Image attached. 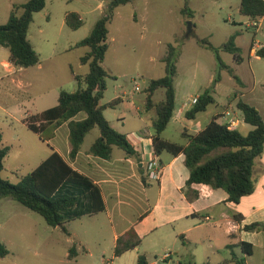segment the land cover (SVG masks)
I'll return each instance as SVG.
<instances>
[{
	"label": "rangeland",
	"instance_id": "1",
	"mask_svg": "<svg viewBox=\"0 0 264 264\" xmlns=\"http://www.w3.org/2000/svg\"><path fill=\"white\" fill-rule=\"evenodd\" d=\"M27 1L0 0V24L8 22L14 5ZM186 1L132 0L117 9L109 25L110 49L104 67L110 76L101 102L108 108L110 120H114L115 112L108 104L123 92L127 94L125 98L134 99L138 106L145 103L149 82L165 75L163 58L170 45L184 52L177 80L183 89L187 90L193 80L196 87L208 83V72L195 70L197 60L193 57L197 53L198 59L202 54L211 55L212 60L205 58L209 65L211 62L216 65L215 77L220 76L224 93L236 89L237 81L229 70L220 69L215 53L202 46L199 40L208 38L214 46H222L232 35L237 36L248 65L247 47L253 30L238 23L246 21L240 13L241 0H188L195 12L191 21L181 13ZM107 5L108 0H47L46 7L34 15L29 36L41 56V64L23 72V80L32 86L21 92L0 87V106L6 110L0 109V132L4 145L9 147L2 172L5 180L17 184L46 158L51 149L48 143L50 134L46 131L41 137L30 130L21 122L23 111L36 114L42 108L39 101L34 102L36 96L49 95L58 88L70 89L69 64L77 69L79 56L89 51L87 47L70 51V46L91 33ZM72 12H78L84 20L78 30H72L65 22L67 14ZM189 22L192 24L191 33ZM220 57L226 65L233 64L232 54L221 52ZM85 69L89 72L87 64ZM164 98V90L160 89L154 99L160 101ZM238 112L243 117L242 112ZM240 130L244 134L248 132L243 128ZM173 134L174 131L168 132L170 136ZM173 140L181 142L182 138L175 135ZM148 181L144 173L142 185L147 186ZM152 183L156 187L155 182ZM143 186L137 184L127 197L108 198V212L68 222L64 225L66 231L62 227L49 226L42 216L12 198H0V240L9 250L8 256L0 258V264H111V259L115 258L114 230L126 228L148 208ZM73 246L77 248V256L69 259ZM146 248V245L140 246L138 251L124 255L114 264H137L138 256L145 255ZM162 258L160 253L149 255L151 261H161Z\"/></svg>",
	"mask_w": 264,
	"mask_h": 264
},
{
	"label": "crops",
	"instance_id": "2",
	"mask_svg": "<svg viewBox=\"0 0 264 264\" xmlns=\"http://www.w3.org/2000/svg\"><path fill=\"white\" fill-rule=\"evenodd\" d=\"M243 18L246 21L238 23L246 26L247 30H253L251 43L247 47L249 63L246 65L243 54L244 61L242 63H237L234 60L232 65H228L233 69L235 75H239H236L240 80L239 83L237 82L238 87L236 86L232 93H224L219 81L213 93L215 103L210 105L206 111L197 114L194 119H189L186 114L195 105L192 104V100L200 97L213 84L216 65L212 62L209 65L205 57L211 60L212 57L208 53L202 54L200 59L197 58L198 53L196 54L197 57L194 54L193 59L197 60L196 72H208L209 80L207 84L197 87L193 80L185 90L177 81L181 72V60L184 56V52L181 51L177 64L178 73L174 83L176 110L170 124L162 134L164 139L187 146L189 143L187 136L198 134L215 117H218L219 123L228 124L227 121L230 116H227V113H231V117L237 119L236 125L231 127L239 131L242 128L246 129L248 131L246 134H248L253 127L247 124L244 121V116H240L238 112L240 110L237 103L240 100L257 108L264 119V54L259 55V51L264 49V17L258 21H253L246 16ZM235 37L238 46V38ZM28 38L34 45L29 35ZM80 41L74 42L70 46V51L74 50L72 47ZM34 47L37 49L35 45ZM238 47L244 49L240 45ZM3 50L8 49L0 46V87L4 86L9 91L18 90L20 92L31 87L32 83H25L23 80V72L28 68L13 66L9 62V50L7 54ZM83 56H79L77 69L69 64L71 72L69 90L58 88V91H53L49 95L41 94L33 99L36 103L39 101V105L42 107L36 114L58 105L62 91L73 93L78 90L76 76L84 77L88 74L85 69L86 64L81 62ZM126 95L123 92L122 95H117L111 101L117 100V105L114 108L109 107L111 111L115 112L114 120L108 118V108L105 109L104 114L111 126L126 136L135 155H128L118 148H114L112 157L108 160L92 155L90 149L101 137L100 130L95 128L86 136L78 155L72 159L70 156L72 151L69 138L70 130L68 123H64L54 131L49 139L48 143H50L51 149L43 160L45 161L53 152H57L74 170L90 177L102 190L106 209L101 213L110 210L108 198L121 199L120 197H127L133 193L134 190L131 189L135 188L137 184L143 186L141 176L145 173V166L149 161L157 159L161 163L162 174L160 179L155 182L156 187L150 181H148L147 186H143L145 190L144 201L148 204V208L132 224L113 232L115 248L120 239L127 245L138 237L141 240L140 245L119 257L114 255L115 258L111 259V264L132 251H138L140 246L145 245L147 246L145 256L149 264H234L232 253L237 258H243L244 264H264V231L249 232L245 230L247 225L264 223V153L258 158L254 167V193L243 197L237 204L228 200L229 195L224 189L194 184L187 191L190 170L186 165L185 155L174 156L167 152L157 155L155 153L153 123L156 119V110L155 108L149 110L146 107V101L143 105L138 106L134 99L125 98ZM154 101L158 103L161 100ZM101 105L103 104L101 103ZM3 112L6 110L4 109ZM36 114L33 111L24 110L21 122L24 123L28 116ZM85 117V114H80L76 120H82ZM170 130L182 138L181 142L173 140L174 134L168 135ZM242 133L244 134V132ZM236 215H242V220H236ZM243 242L253 246L251 255L246 254L243 248L239 246ZM87 252L89 253V251ZM157 253L162 254L163 257L170 253V257L162 258L161 261H151L149 255L157 256Z\"/></svg>",
	"mask_w": 264,
	"mask_h": 264
},
{
	"label": "trees",
	"instance_id": "3",
	"mask_svg": "<svg viewBox=\"0 0 264 264\" xmlns=\"http://www.w3.org/2000/svg\"><path fill=\"white\" fill-rule=\"evenodd\" d=\"M109 5L103 16L95 23L91 33L78 42L72 49L88 47L89 51L81 58L82 64L89 66V72L84 77L76 76L78 90L76 92L62 91L58 105L40 114L29 116L24 120L26 126L33 132L42 135L48 131L50 138L54 131L68 123L71 158H75L84 144L86 136L98 128L101 137L92 145L90 153L96 157L108 160L112 157L114 148L123 150L128 155L135 152L126 136L114 129L107 120L104 111L107 108L101 102L107 91V78L110 76L104 67L109 51V25L115 11L132 0H108ZM47 0H28L22 5H14L6 24H0V46L9 50V62L17 68H31L40 63V54L30 42L28 35L34 15L46 7ZM22 10V11H21ZM21 11V12H20ZM187 20H193L194 11L186 1L181 10ZM240 13L253 21L264 17V0H241ZM66 24L72 30H78L84 25V20L77 12L68 13ZM199 43L212 50L218 60L220 69H227L239 83V78L233 69L222 62L220 53L228 52L233 55L237 63H242L243 50L237 46L236 37L231 36L221 47H215L208 38L200 39ZM180 50L170 45L167 55L163 58L165 75L149 82L146 89V107L155 108L156 119L153 127L154 150L157 155L164 152L174 156L185 155L186 165L190 170L187 191L194 184H204L214 189H224L228 200L239 203L245 196L255 191L254 167L256 161L264 153V119L259 110L243 100L238 101L237 107L243 113L244 121L253 129L243 134L228 124L218 122L215 117L198 134L187 136V146L168 141L162 137L170 124L176 110L175 78L178 73V59ZM264 54V49L259 55ZM220 76H216L213 84L198 97L197 103L186 116L194 119L197 114L204 112L215 103L214 91ZM163 89L165 98L155 103L157 92ZM117 100L108 104L114 108ZM80 114L86 117L76 120ZM49 129V130H48ZM9 147L4 146L3 134L0 132V198L9 197L19 202L29 210L39 214L46 223L54 228L62 227L68 222L84 216H93L106 209L101 188L94 181L74 170L57 152H53L34 171L27 174L13 184L2 177L5 169V159ZM241 221L242 215H236ZM249 232L264 231V223H254L245 227ZM66 231V229H65ZM141 240L137 237L125 245L118 240L115 256L135 249ZM246 254L253 253V246L241 243ZM9 250L0 240V258L8 256ZM77 256V248L70 249L68 258ZM234 264H244L243 258H237L232 253ZM137 264H149L145 255H139Z\"/></svg>",
	"mask_w": 264,
	"mask_h": 264
},
{
	"label": "built area",
	"instance_id": "4",
	"mask_svg": "<svg viewBox=\"0 0 264 264\" xmlns=\"http://www.w3.org/2000/svg\"><path fill=\"white\" fill-rule=\"evenodd\" d=\"M198 101V98H194L192 100V104H196ZM227 116H230L227 123L230 126L236 125L237 119H234L231 117V113H227ZM145 174L146 177L150 182H156L160 179L162 174V166L161 163L157 159H153L147 163L145 166ZM170 257V253H167L164 255L163 259H167Z\"/></svg>",
	"mask_w": 264,
	"mask_h": 264
},
{
	"label": "water",
	"instance_id": "5",
	"mask_svg": "<svg viewBox=\"0 0 264 264\" xmlns=\"http://www.w3.org/2000/svg\"><path fill=\"white\" fill-rule=\"evenodd\" d=\"M192 24L189 22V32L191 33Z\"/></svg>",
	"mask_w": 264,
	"mask_h": 264
}]
</instances>
